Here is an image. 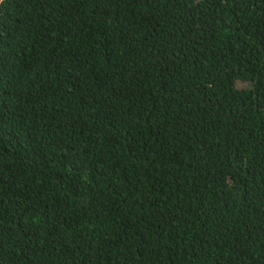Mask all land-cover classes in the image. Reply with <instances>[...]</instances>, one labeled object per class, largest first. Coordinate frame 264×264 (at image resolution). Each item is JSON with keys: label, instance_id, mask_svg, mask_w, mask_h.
Here are the masks:
<instances>
[{"label": "trees", "instance_id": "trees-1", "mask_svg": "<svg viewBox=\"0 0 264 264\" xmlns=\"http://www.w3.org/2000/svg\"><path fill=\"white\" fill-rule=\"evenodd\" d=\"M0 264H264V0H0Z\"/></svg>", "mask_w": 264, "mask_h": 264}]
</instances>
